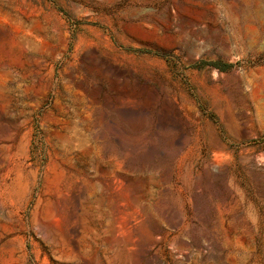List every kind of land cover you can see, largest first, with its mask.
I'll return each mask as SVG.
<instances>
[{
	"label": "rangeland",
	"instance_id": "374dc122",
	"mask_svg": "<svg viewBox=\"0 0 264 264\" xmlns=\"http://www.w3.org/2000/svg\"><path fill=\"white\" fill-rule=\"evenodd\" d=\"M0 264H264V0H0Z\"/></svg>",
	"mask_w": 264,
	"mask_h": 264
}]
</instances>
